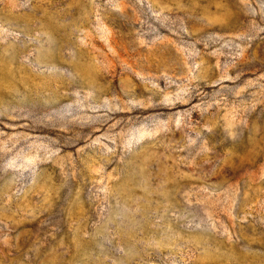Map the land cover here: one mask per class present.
<instances>
[{"label":"rangeland","instance_id":"obj_1","mask_svg":"<svg viewBox=\"0 0 264 264\" xmlns=\"http://www.w3.org/2000/svg\"><path fill=\"white\" fill-rule=\"evenodd\" d=\"M0 264H264V0H0Z\"/></svg>","mask_w":264,"mask_h":264}]
</instances>
